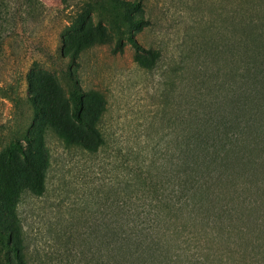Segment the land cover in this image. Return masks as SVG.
<instances>
[{
  "label": "rangeland",
  "instance_id": "obj_1",
  "mask_svg": "<svg viewBox=\"0 0 264 264\" xmlns=\"http://www.w3.org/2000/svg\"><path fill=\"white\" fill-rule=\"evenodd\" d=\"M5 5L19 27L0 49V189L12 194L25 179L14 157L18 145L45 174L44 192H25L18 204L29 264H130L122 250H112L122 221L131 218L135 230L153 222L143 205L151 197L123 189L124 182L150 157L164 175L173 172L178 185L181 152L195 134L218 152L212 194L174 223L179 233L170 235L159 263L259 264L252 248L235 243L247 221L230 224L236 198L255 205L252 219H264L259 151L251 154L258 169L253 163L230 168V23L263 26L264 0ZM131 37L158 52L155 64ZM248 62L252 72L236 85L245 93L246 118L257 115L264 130V76H256L264 68L257 71L250 56ZM77 116L105 136L104 147L95 150L96 135ZM249 130L244 125L232 132Z\"/></svg>",
  "mask_w": 264,
  "mask_h": 264
},
{
  "label": "trees",
  "instance_id": "obj_2",
  "mask_svg": "<svg viewBox=\"0 0 264 264\" xmlns=\"http://www.w3.org/2000/svg\"><path fill=\"white\" fill-rule=\"evenodd\" d=\"M8 15L11 19H6ZM18 27L16 16L10 15L5 0H0V49L5 47L6 39L17 32ZM130 41L137 51H146L151 63L155 64L159 57L157 51L145 49L132 37ZM248 56L255 60L254 68L257 71L263 70L264 25L232 21L230 23V168L236 170L249 163L255 164L254 169H258L260 161L251 157L254 151H259L261 164H264V130H261V120L256 114H254L256 118L251 117L253 114L246 118L244 112L247 109L241 101L245 93L241 92L236 85L237 82L245 79L247 73L252 72L253 68L248 62ZM256 76L262 79L264 70L259 76L257 74ZM262 80L264 81V77ZM77 120L83 122L86 129L96 135L99 146L95 150L106 145V138L102 133L82 121L79 116H77ZM244 125L250 129L251 135L244 136L242 134ZM233 128H240L242 132L233 134ZM202 138V135L198 134L186 137L185 148L181 152L183 153L181 171L183 177L180 178L178 185H176L175 178H172L175 176L173 172L164 175L155 165L153 158L150 157L147 158L146 164L143 163L139 169L132 170L130 182H124L123 189L142 191L143 194L151 197L143 202V205L151 210L148 215L153 222L148 223V228L135 230L134 226L137 228V224L131 218L122 221L121 227L124 228V231L121 235L116 234V245L112 250H122L124 257L127 256L130 259V264L136 263L141 258L150 261L145 264H173L171 260L168 263H159V260L164 256L162 250L165 251L168 247L170 235L179 233V227L175 225V222L185 213L191 214L199 208L200 204L203 205L199 198L208 199L212 194L210 179L215 176L214 168L218 152L210 151L211 146L209 147L207 142L202 141ZM64 139L69 143L67 135L64 136ZM213 153L215 155H212ZM14 157L21 159L22 167L27 173L24 175L25 179L22 185L15 184L16 188L12 194L9 192V188L0 189V264H29L28 245L18 213V204L25 192L36 194L44 192L45 174L34 168L31 153L27 152L22 145L17 146ZM225 159L226 155L221 158V160ZM12 164L11 166H13ZM256 164L258 165L256 166ZM143 167H146L145 171H143ZM261 174L264 176V173ZM256 185L260 187L258 182ZM239 188V185H235L234 193H237ZM235 203L236 205L233 204V207H230V215L232 218L236 216V219H231L230 224L233 226L236 220L247 221V227L239 226L237 228L235 243L237 247H244L246 250L252 248L259 264H264V219L251 218L255 210L253 203L237 198ZM144 223L147 224L146 220L142 222V224ZM108 253H110V249ZM171 258L173 259L174 256ZM197 264L205 263L199 261Z\"/></svg>",
  "mask_w": 264,
  "mask_h": 264
}]
</instances>
